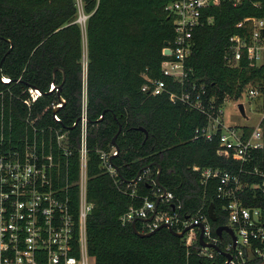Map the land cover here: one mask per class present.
<instances>
[{
  "label": "trees",
  "instance_id": "obj_1",
  "mask_svg": "<svg viewBox=\"0 0 264 264\" xmlns=\"http://www.w3.org/2000/svg\"><path fill=\"white\" fill-rule=\"evenodd\" d=\"M176 0H82L86 40V81L89 130L87 199L94 205L86 222L87 252L95 264H222L224 257L198 255V244L186 247L183 238L161 228L149 237H139L120 218L143 200L155 201L158 189H165L180 204L182 218L200 209L207 216L211 235L226 226L227 200L217 197V179L205 184L193 167L227 172L238 176L241 188L235 194L243 207L258 208L264 214V120L263 147L251 153L247 163L224 159L217 153V137L211 142L195 133L206 118L186 105L172 103L168 96L141 92L144 77L163 79L162 50L174 37L173 16L166 10ZM264 0H219L202 11L211 19L192 34L187 60L194 76L203 82L217 103L243 100L252 79L261 70L229 67L223 59L229 39L239 34L236 25L245 18H261ZM74 0H0V75L16 79L46 92L51 82L64 83L60 111L62 123L71 125L79 114L82 82V38L76 23ZM11 46V48H10ZM58 70L53 75V69ZM23 69L25 71L22 73ZM54 99L45 96L43 102ZM103 119L97 122L101 114ZM118 153L111 164L117 177L101 169L100 151L111 149L112 138ZM143 128L144 132L138 130ZM78 130L70 131L76 148ZM158 164L161 168L155 183ZM77 156L69 164L70 179L77 175ZM140 180L131 184L138 172ZM257 171V174L254 173ZM138 180V179H137ZM118 184H117V182ZM121 181V182H119ZM116 182V183H115ZM258 185L259 188H252ZM211 208L215 221L208 217ZM158 210L163 206L158 203ZM141 230V223L136 222ZM218 238V237H217ZM229 241L223 233L219 249Z\"/></svg>",
  "mask_w": 264,
  "mask_h": 264
},
{
  "label": "built area",
  "instance_id": "obj_2",
  "mask_svg": "<svg viewBox=\"0 0 264 264\" xmlns=\"http://www.w3.org/2000/svg\"><path fill=\"white\" fill-rule=\"evenodd\" d=\"M218 1L176 0L168 4L166 10L173 16L174 37L162 50L166 58L160 65L163 79L145 76L141 92L148 96L165 94L170 102L186 105L202 114L206 125L195 133L209 142L217 137L218 155L243 165L253 151L263 147L264 15L239 22L236 25L239 34L229 39L223 56L229 67H240L244 62L248 69L261 70V76L252 79L244 92L243 100L234 103L237 110V105L242 104L244 116L239 110L238 113L248 121L244 106L248 100L257 114L256 125H226L222 107L230 100L225 98L217 103L215 96L208 94L205 84L199 82L187 66L193 31L211 21L202 17V11ZM238 2L235 0V4ZM86 19L84 16L81 30H85ZM166 49L168 55H164ZM84 73L79 114L68 126L62 123L59 114L65 104L61 90V100L57 98L59 84L51 82L43 92L24 84L21 77L11 79L0 75V264H95L87 252L86 235L87 218L94 205L87 199L89 120L86 70ZM48 95L54 99L43 102ZM73 125L78 130L76 148L70 138L69 128ZM114 154L113 146L99 152L101 169L111 178L118 176L111 164ZM74 155L77 156V175L71 180L69 164ZM193 171L200 173L204 184L217 179V197L227 200L226 226L232 229L235 242L233 245L228 236L229 241L220 250L229 255L228 264H264V214L258 208L243 207L237 199L235 194L241 188L238 176L209 168L193 167ZM161 195L162 190L158 189L154 197ZM173 199L167 192L159 200L163 209H156L154 213L155 201L145 198L140 207L130 208L123 214L120 222L131 224L136 220L141 223L142 233L152 232L162 225L176 232L194 226L182 237L185 246L191 248L198 244V255L212 259L216 252L200 246L198 241V225H202L204 242L219 248L220 239L211 235L207 216L200 209L195 215L182 218L181 206L174 204Z\"/></svg>",
  "mask_w": 264,
  "mask_h": 264
},
{
  "label": "water",
  "instance_id": "obj_3",
  "mask_svg": "<svg viewBox=\"0 0 264 264\" xmlns=\"http://www.w3.org/2000/svg\"><path fill=\"white\" fill-rule=\"evenodd\" d=\"M209 6H212V3H210ZM166 45H167V44H165V46H166ZM10 48H11V46H10ZM168 54H169V50L166 49V50L164 51V55H168ZM2 62H3V59L0 61V67H1V65H2ZM57 70H58L57 68H54V69H53V75L55 74V72H56ZM63 83H64V75H63V79H62L61 83H60L59 86H58L57 98L60 99V100H61V97H60V95H59V92H60V90H61V88H62ZM237 108H238L240 114H241L242 116H244V110H243V106H242V104H238V105H237ZM104 113H105V112H103V113L101 114V116L98 118L97 122H99V121H101V120L103 119ZM75 125H76V123H75ZM75 125L71 126L69 129H70V130L74 129V128H75ZM138 130L144 132V134H145V136H146V131H145L143 128H138ZM120 131H121V127H120V125H119L116 134H115V135L113 136V138H112V145H113V147H114V149H115V154H114L112 157L116 156L117 153H118V147H117L116 144H115V140H116L117 136L119 135ZM112 157H111V159H112ZM154 165H155V166L157 167V169H158V170H157V173H156V176H155V184H157V185L159 186L158 179H159V176H160L161 168H160V166H159L158 164H156V163H155ZM149 167H150V166H146V167L143 168L141 171H139L138 174H137V176H136V178H135L133 181H131V184H135L136 181H137V179L139 178L141 172L147 170ZM166 193H167V191H166L165 189L162 188V195H161L159 198H157V199L155 200V211H154V213L156 212V209H157V206H158L159 200H160L161 198H163V197L166 195ZM154 213H153L152 217L154 216ZM208 217H209V219H210L211 221H213V222L215 221V218H214V216H213V213H212L211 208H209V210H208ZM149 220H151V219H149ZM130 226H131L132 231L134 232V234H136V235L139 236V237H149V236L153 235V234H154L156 231H158L159 229H161V228H166V229H167L172 235H174L175 237L182 238L185 232H187V231H189V230H191V229L194 228V226H188V227H186L185 229H183L181 232H176V231L172 230L170 227H168V226H166V225H162V226H160L159 228H157L156 230H154V231H152V232H149V233H142V232H139V231L136 229V220L133 221V222L130 224ZM198 228L200 229V233H199V236H198V241H199L200 246H202V247H204V248H212L217 254H219V255H221V256H223V257L225 258L226 261H225L224 263H222V264H228V261H229V259H230L229 255L223 253V252H222L217 246H214V245H210V244L205 243L204 240H203V236H202V234H203V226H202V225H198ZM223 233L227 234V235L230 237V239L232 240L233 245H234V242H235V236H234V234H233L232 229L229 228L228 226H219V227H217V228L215 229V234H216V236H217L220 240L222 239V235H223Z\"/></svg>",
  "mask_w": 264,
  "mask_h": 264
},
{
  "label": "rangeland",
  "instance_id": "obj_4",
  "mask_svg": "<svg viewBox=\"0 0 264 264\" xmlns=\"http://www.w3.org/2000/svg\"><path fill=\"white\" fill-rule=\"evenodd\" d=\"M74 4L77 10V16H76V22L79 24L81 28V24L83 21L84 16L86 15L83 13V4L82 0H74ZM82 31V68H83V74L82 77L85 76V70H86V62H87V55H86V40H85V32L84 29ZM247 99V98H245ZM244 103L246 114L248 116V121L243 119L240 114L238 113V110L236 109V106L231 101H225L223 104V120L226 125H235L238 127H254L257 122V114L253 110L252 106L248 104V100H245Z\"/></svg>",
  "mask_w": 264,
  "mask_h": 264
}]
</instances>
